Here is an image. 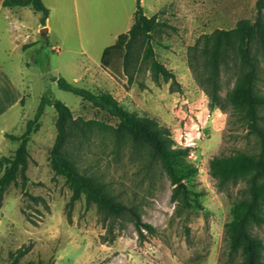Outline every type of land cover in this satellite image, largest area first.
Segmentation results:
<instances>
[{
	"label": "rangeland",
	"instance_id": "rangeland-1",
	"mask_svg": "<svg viewBox=\"0 0 264 264\" xmlns=\"http://www.w3.org/2000/svg\"><path fill=\"white\" fill-rule=\"evenodd\" d=\"M43 2L50 10L49 24L43 28L50 29L48 34L37 31L42 15L23 9L33 44L9 57L0 54L14 87L11 107L0 117V159L13 157L20 145L5 133L23 135L42 98L49 102L27 142V166L0 192V264L20 251V263L241 264V252L231 249L226 224L235 204L245 197L246 183L239 180L218 188L210 162L215 157L255 158L261 140L228 101L244 70L236 42L223 56L217 101L205 89L209 58L201 49L204 36L234 29L242 19L255 23L259 10L264 21V0H142L145 16L156 15L159 25L139 37L127 68L124 52L112 58L109 68L102 67L101 58L103 49L132 27L137 0ZM198 42L193 70L191 48ZM252 48L258 74L255 92L263 96L264 50L258 42ZM154 62L173 72L175 80L158 75ZM60 78L97 94L108 93L127 112L166 127L170 146L189 149L187 162L198 170L182 182L188 197H175L176 186L146 151L119 147L112 132L118 120L61 90ZM56 100L69 107L74 120L65 156L81 173L104 182L155 233L143 231L140 236L130 215L107 216L84 196L71 204L72 191L51 165L50 151L58 135ZM260 115L264 129V108ZM4 170L0 168V177ZM261 212L264 216V204ZM250 232L264 244V224L252 226Z\"/></svg>",
	"mask_w": 264,
	"mask_h": 264
},
{
	"label": "trees",
	"instance_id": "trees-1",
	"mask_svg": "<svg viewBox=\"0 0 264 264\" xmlns=\"http://www.w3.org/2000/svg\"><path fill=\"white\" fill-rule=\"evenodd\" d=\"M142 0H137L134 23L131 29L121 34L117 42L107 47L101 58L103 68H109L114 56L117 58L124 52L125 68L132 62V55L137 46L140 36L150 35L158 25L159 20L145 16L141 5ZM4 6L31 7L34 11L42 15V23L46 25L49 17V9L42 0H4ZM236 42V52L244 70L238 78V82L228 97L230 105L242 113L247 121L250 133H254L261 140V151L255 158L250 157H215L210 162V173L217 181L218 188H224L227 184L244 180L246 183L245 197L239 200L232 211V220L226 224V231L230 239L231 249L240 251L242 257L241 264H263L264 244L262 240L251 234L252 226L264 224L262 208L264 204V129L261 128L260 115L261 108H264V95L255 92V81L257 79V64L253 54V44L259 43L264 50V21L261 11H258L256 22L250 19L239 20L235 28L231 30H216L211 35L204 36L205 45L201 49L202 54L209 58L207 62L210 74L206 78L208 85L206 91L217 101V87L221 74L223 56L228 48ZM198 45L192 47L190 67L195 70V62L198 59ZM153 69L166 80H175V75L166 69L161 63L154 62ZM133 76H130L132 79ZM61 90L70 92L88 102L93 106L107 112L118 120V125L113 129V136L116 144L121 146L130 145L137 152H147L148 155L159 162L165 173L169 176L171 183L175 187V197L182 194L187 198L188 193L184 191L180 184L189 181L197 174L198 170L191 163L187 162L189 149L172 148L169 130L160 125L159 122L147 116L139 117L136 113L127 112L119 102L114 100L108 93L97 94L87 89L75 87L65 79L58 80ZM49 102L44 97L38 108L36 118L27 123L26 131L21 136L6 133V138L19 142L20 145L13 157H2L0 168L5 167L3 175L0 177V192L16 179L19 168H24L28 164L29 152L28 143L43 110ZM53 106L58 113L57 139L50 151L51 165L55 173L66 180L67 186L72 191L71 204L84 196L87 203H94L98 208L110 217H120L130 215L140 236L143 231L155 233V228L142 221L140 215L130 206L118 200L101 180L88 176L80 172L75 163L64 154V145L68 131L73 124V116L67 105L61 101H54ZM22 252L10 253L9 261L6 264H43L41 262L20 263L19 257Z\"/></svg>",
	"mask_w": 264,
	"mask_h": 264
},
{
	"label": "crops",
	"instance_id": "crops-1",
	"mask_svg": "<svg viewBox=\"0 0 264 264\" xmlns=\"http://www.w3.org/2000/svg\"><path fill=\"white\" fill-rule=\"evenodd\" d=\"M27 8H31V7L7 8L4 6V0H0V54L2 52L4 55L7 54L9 57V55L13 51L15 52L17 50H26L29 48V46L33 44L34 42L33 40L30 42V35L28 32L29 28L25 27L24 22H23V17H22L23 14H21L22 12H20L21 10L27 9ZM48 20H49V17L46 21V25H43L41 21V25L37 29L38 32L39 30L42 33L44 32L43 28L48 26L49 24ZM133 23H134V19H133ZM49 30L50 29H47L46 34H48ZM43 34L46 35L45 33ZM119 36L120 35L116 36L115 43L117 42V39ZM106 48L107 47L103 49L102 55ZM4 61H5L4 59H2V61L0 60V117L5 114V111H6L5 109H8L9 107H11L12 98H13L11 94L14 91L13 82L11 79H9V75L6 70L7 65L4 63ZM20 99L21 98H19L18 96L15 97V100H17L16 102L20 101Z\"/></svg>",
	"mask_w": 264,
	"mask_h": 264
},
{
	"label": "water",
	"instance_id": "water-1",
	"mask_svg": "<svg viewBox=\"0 0 264 264\" xmlns=\"http://www.w3.org/2000/svg\"><path fill=\"white\" fill-rule=\"evenodd\" d=\"M44 32L43 33H47V28L43 30ZM180 187H183L185 189V186L183 183L180 184Z\"/></svg>",
	"mask_w": 264,
	"mask_h": 264
}]
</instances>
